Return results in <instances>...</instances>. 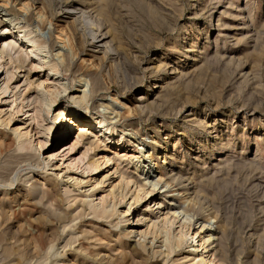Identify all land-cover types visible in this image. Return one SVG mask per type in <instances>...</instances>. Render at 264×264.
<instances>
[{
	"label": "rangeland",
	"instance_id": "1",
	"mask_svg": "<svg viewBox=\"0 0 264 264\" xmlns=\"http://www.w3.org/2000/svg\"><path fill=\"white\" fill-rule=\"evenodd\" d=\"M3 1L13 23L0 14V49L12 40L30 57L17 70L0 59V264H188L200 229L213 263L264 264V0ZM30 37L45 40L37 55ZM79 78L87 105L74 99ZM39 80L66 87L49 113ZM61 109L77 112L88 136L107 127L101 146L71 148L77 127L55 141ZM88 160L100 162L96 173L83 171ZM142 170L158 181L145 195L133 184ZM101 198L117 202L114 214L95 212ZM168 208L186 222H165ZM126 225L146 244L125 237ZM166 230L183 240L154 252Z\"/></svg>",
	"mask_w": 264,
	"mask_h": 264
},
{
	"label": "bare ground",
	"instance_id": "2",
	"mask_svg": "<svg viewBox=\"0 0 264 264\" xmlns=\"http://www.w3.org/2000/svg\"><path fill=\"white\" fill-rule=\"evenodd\" d=\"M6 3V2H5ZM5 3L3 0L0 1V14L2 13L3 10V7H7L8 4L5 6ZM8 9V7H7ZM21 9V8H20ZM23 9V8H22ZM23 11V10H22ZM26 11V10H25ZM24 12V11H23ZM27 12V11H26ZM73 12V11H72ZM27 14V13H25ZM13 15V14H12ZM20 14H18L19 16ZM83 15V14H82ZM82 15H80V18L82 17ZM1 16H3V21H5V23L11 19V17H9V15L6 14H1ZM17 16V17H18ZM1 19V18H0ZM19 19V18H18ZM82 19V18H81ZM33 20V19H32ZM11 21V20H10ZM12 22V21H11ZM26 22V21H25ZM13 23V22H12ZM11 23V24H12ZM15 24H19L20 22H14ZM37 23V22H36ZM51 23V22H50ZM7 24V23H6ZM33 24V23H32ZM5 25V24H4ZM13 25V24H12ZM35 25V23L33 24V26ZM18 28H24L23 25H19L17 26ZM52 27V26H50ZM34 28V27H33ZM35 28H36V31L38 30V32L41 33V35L44 34V31L46 30L47 33H48V39L51 38V32L50 30L46 29V27H41L39 24L35 25ZM34 28V29H35ZM52 29V28H51ZM90 30V28H89ZM7 32H10L8 30H6ZM17 31H22V30H17ZM24 31V30H23ZM6 33V32H4ZM12 33V32H11ZM92 34H95L93 31H92ZM93 36V35H92ZM101 36V39L99 41H96L97 38H99ZM97 36L95 34L94 36V40L95 42H101L102 39L105 37V36ZM39 37V36H38ZM21 38V37H20ZM28 41L32 42L34 44V47H35V50H31L30 52L34 53L35 51H41L42 48L45 47V40L42 39V38H36V37H30L28 39ZM61 42V41H59ZM28 46V45H27ZM30 46V45H29ZM100 46V45H99ZM103 46V45H101ZM54 48H57L56 52H55V58L58 60V62L60 64L63 63L64 59H65V52L62 51V47L60 46H56V44L53 45ZM12 50H14V52H16L18 55H16L15 59L12 58V55L10 53V51L12 52ZM9 51V52H8ZM22 49H21V46L18 44V42H13L12 40L7 43V49L5 48H1L0 49V59L4 56V55H7L8 59H9V63L10 64H14L12 65V67L14 69H18L20 67H23L24 63L27 61V59L30 57L27 53L23 54L22 52ZM67 52V51H66ZM112 52V51H111ZM15 54V53H13ZM34 54H38L37 52L34 53ZM57 62L55 61H51L48 63V67H49V70L51 73V76L49 77H52V76H55L52 80H56L57 79V76L56 74L59 72L58 71V67H57ZM3 68L2 64L0 63V69ZM5 69V68H3ZM4 71V70H3ZM2 70H0V76L2 75L3 73ZM5 74L7 76L4 77V79L6 78V80H3V84L1 85V91L2 93H5L8 89H9V80H11L12 76H10V72L8 70H5ZM10 76V77H9ZM57 83H58V80H56ZM44 80L41 81L39 80L37 83L35 82L36 86L37 87H40V89L43 87L44 90H40L41 91V99H40V105L41 104H45L47 106V112L46 113H49L50 110H51V107H52V103H54L57 99V96L59 95V93L61 92H65L66 91V87L65 85H61V89H57L56 87H54V92L53 91H49V87L48 86H44L43 84ZM77 82L80 86V94L78 96H75L74 99L75 101L79 102L80 105H87L88 104V97L90 95V88H89V85H88V81L85 79V78H79L77 79ZM30 83H33L32 81H30ZM52 89V88H51ZM39 90V89H38ZM59 90V91H58ZM39 91V92H40ZM46 94H50V96L53 95L52 99L50 100V102H46V97L45 95ZM43 106V105H42ZM41 106V107H42ZM102 108L105 109V106L104 105H100ZM40 108V107H39ZM38 108V109H39ZM40 111V110H39ZM37 111V112H39ZM42 111V110H41ZM27 112V111H26ZM43 112V111H42ZM74 113L72 115L69 116V118L66 117L63 109H61V111H59V113L53 117L54 120H56L58 118V115H62V122H61V127L58 128L55 132H53V134L55 135L54 136V140L55 141H59L60 139L62 138H66L68 137L70 134H69V130L70 128H76L77 129L79 128L80 132L78 133L77 137H76V140L70 145L71 148H74L76 147L77 145H86V147H89L90 149H97L99 148V146H101V138L100 136H102L103 134H106L107 131H108V128L107 127H101V126H96L95 128L98 130L97 132L96 131H93L94 133H92V136H88L87 135V132L88 129H85L83 128L82 124H80V122L83 120V119H80V115L73 111ZM41 113V112H40ZM45 113V114H46ZM112 117L111 118H117V113H115V111H111L110 112ZM29 117L32 115L28 114ZM27 115V116H28ZM40 117V116H39ZM31 119V117H30ZM33 119V117H32ZM87 119L89 120L88 122L89 123H92L93 120L92 118L89 119V117H87ZM86 120V119H85ZM87 122V123H88ZM95 122V121H94ZM101 122H97L96 124H100ZM107 130V131H106ZM14 133L16 135H18V137L22 138L24 137L25 139H29V130H24V131H21V129H15L14 130ZM22 140V139H21ZM38 143V142H37ZM40 144V143H38ZM39 148L42 147V145H38ZM50 156H53L52 153L50 154ZM83 157V156H82ZM85 157V156H84ZM84 159V158H83ZM109 160V159H108ZM100 162L96 161L94 162L93 160H88L86 162V166L85 168L83 169V171H86L89 169L90 172H94L96 173L97 170L99 169L100 167ZM144 165V164H143ZM139 174V173H137ZM127 185L131 182V180L127 179ZM133 184L135 185L136 189L137 190H142L143 191V195L145 194H149V193H152V191L155 190L156 186L158 185V181L154 180L150 174V171L149 170H146V172H144V170H142V172H140L139 176L137 177H134L133 179ZM150 187L149 189L146 188L144 190V187ZM129 187V186H128ZM113 189V187H112ZM112 189L110 191H112ZM123 189V188H122ZM128 193V192H127ZM124 196H126V194H124ZM123 196V197H124ZM131 197V201L129 202V204H133L135 202H138L140 199V195L138 194V191L137 193H134V194H131L130 195ZM144 197V196H143ZM105 198V197H104ZM104 198H101V201L99 203H90L91 206L94 207V210L95 212L97 210H99V213L102 217H108L112 214L115 213L116 211V204L117 202L115 203L114 201H111V204L110 203H105V199ZM115 198V197H114ZM142 198V197H141ZM109 202V201H107ZM158 207V206H157ZM124 210V209H123ZM127 211V210H126ZM122 213L124 214V212L122 211ZM126 213V212H125ZM126 215V214H125ZM181 213L176 211V210H170V208L167 209L166 213H165V217H164V220L165 222L167 223H170V225H173V223L175 222V220H182V224H184L187 220V216L184 214L182 216H180ZM125 222L128 223L129 222V219L126 218L125 219ZM180 222V221H179ZM122 233L125 237H138L137 238V242H139L141 239V242L142 244H146V236H145V232L144 231H141L137 229L136 226H124L123 229H122ZM188 234V233H187ZM189 234H191L193 236L192 238V242L193 244L189 245L190 246V250H187V256H190L191 258L188 259V264H219L217 262H214L213 263V259L211 258L212 257V253L210 252L209 253V250H207V242L210 240V235H206L204 232L200 230H195L193 232H190ZM184 237L181 236V235H178V236H174L170 233V231L168 232L166 230V232L164 233V243L162 244L160 242L159 245H157L156 247L153 246L152 244H154V241L151 240L150 243H151V247L153 248L154 252H159L161 254H170L171 252L174 251V248L178 247L179 246V243L181 242V240H183L182 238ZM150 245V244H149ZM162 246H165V250H162ZM203 250V252L201 251ZM201 251V252H200ZM200 252V253H199Z\"/></svg>",
	"mask_w": 264,
	"mask_h": 264
}]
</instances>
